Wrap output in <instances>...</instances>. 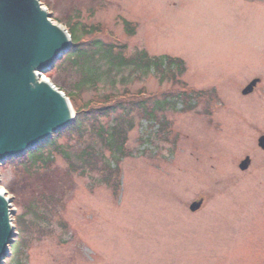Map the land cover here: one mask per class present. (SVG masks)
<instances>
[{
  "label": "rangeland",
  "instance_id": "374dc122",
  "mask_svg": "<svg viewBox=\"0 0 264 264\" xmlns=\"http://www.w3.org/2000/svg\"><path fill=\"white\" fill-rule=\"evenodd\" d=\"M40 3L63 30L99 29L85 40L124 45L128 57L145 51L185 63L182 85L153 74L119 77L85 91V102L124 90L142 91L151 101L183 87L205 95L185 105L176 101L157 122L116 111L134 124L130 154L118 163L117 195L102 172H73L49 148L46 165L32 172L17 161L2 164L0 191L12 200L16 235L3 264H264V151L258 146L264 136V0ZM55 69L45 78L66 94L63 81L74 84L79 75L70 67ZM255 80L253 93L243 95ZM101 121L106 126L111 119ZM89 126L82 141L66 136L58 143L73 161L88 145L109 160ZM247 158L251 165L241 171ZM200 201L202 208L191 212ZM18 218L27 226L18 229Z\"/></svg>",
  "mask_w": 264,
  "mask_h": 264
},
{
  "label": "water",
  "instance_id": "95a60500",
  "mask_svg": "<svg viewBox=\"0 0 264 264\" xmlns=\"http://www.w3.org/2000/svg\"><path fill=\"white\" fill-rule=\"evenodd\" d=\"M73 48L70 37L43 8L40 0H0V166L37 151L70 127L73 107L53 85L41 79ZM259 80L242 93H253ZM264 151V136L258 140ZM249 158L240 165L246 171ZM12 200L0 191V264L10 257L15 238ZM203 202L193 203L198 212Z\"/></svg>",
  "mask_w": 264,
  "mask_h": 264
},
{
  "label": "trees",
  "instance_id": "16d2710c",
  "mask_svg": "<svg viewBox=\"0 0 264 264\" xmlns=\"http://www.w3.org/2000/svg\"><path fill=\"white\" fill-rule=\"evenodd\" d=\"M124 26L129 32H134L132 24L124 22ZM68 32L72 38L73 48L69 54L57 63L55 70H62L66 66L79 75V80L74 84L69 85L66 81H63V86L68 85L67 87H69L66 96L75 109V119L70 127L54 135L37 151L29 152L26 156L12 161L20 162L32 172L34 167L46 165L47 158L43 151L49 148L63 157L68 164V168L73 172L85 171L86 168L91 171L99 170L102 172L105 182L112 181V189L114 194L117 195L120 189L118 163L127 154H130L126 149V145L129 131L134 124L127 121V118L124 122L123 118L115 117L116 111L122 110L127 117L135 113L140 121L157 122L159 120L158 115L175 105L176 101H181L185 105L193 102V100H203L205 94L183 87L179 92L165 93L161 95L160 99L151 101L152 98H146L145 93L142 91L133 94L124 90L122 93L112 92L103 95L101 98L98 95L85 102L82 97L85 91H97L100 84L112 85L114 80L119 77L126 79L130 76L146 77L153 74L161 82L182 85L180 79L186 72V66L181 59L167 56L151 57L145 51H139L128 57L127 47L124 45L106 44L100 40L83 39V35L99 33L100 31L97 28L73 25L69 27ZM126 71H128L127 76L125 75ZM185 110H191L190 104ZM102 119H111V121L105 126L101 121ZM88 124H90V132L96 136L104 151L109 153V160L102 159L104 155L101 156L99 151L88 145L81 152L79 151L76 157L77 160L73 161L70 152L64 151L65 149L58 143L61 138L66 136H74L82 141L83 132L86 131ZM99 163L102 164L100 168ZM33 214L35 216L40 215L35 211ZM17 221L18 229L27 226V223L25 225L21 223V218H18Z\"/></svg>",
  "mask_w": 264,
  "mask_h": 264
},
{
  "label": "bare ground",
  "instance_id": "6f19581e",
  "mask_svg": "<svg viewBox=\"0 0 264 264\" xmlns=\"http://www.w3.org/2000/svg\"><path fill=\"white\" fill-rule=\"evenodd\" d=\"M71 38V37H70ZM71 42H72V38H71ZM72 45H73V42H72Z\"/></svg>",
  "mask_w": 264,
  "mask_h": 264
}]
</instances>
